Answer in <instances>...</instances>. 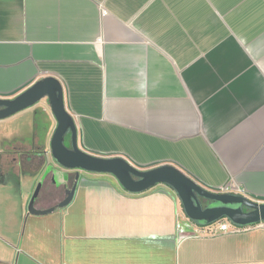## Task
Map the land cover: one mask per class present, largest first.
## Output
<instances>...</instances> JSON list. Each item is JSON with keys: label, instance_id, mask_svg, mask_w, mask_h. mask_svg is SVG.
<instances>
[{"label": "crops", "instance_id": "crops-1", "mask_svg": "<svg viewBox=\"0 0 264 264\" xmlns=\"http://www.w3.org/2000/svg\"><path fill=\"white\" fill-rule=\"evenodd\" d=\"M46 77L82 151L264 204V0H0V99ZM55 127L46 99L0 120V264H264V228L200 236L163 185L59 168ZM39 185L69 204L30 214Z\"/></svg>", "mask_w": 264, "mask_h": 264}, {"label": "water", "instance_id": "water-1", "mask_svg": "<svg viewBox=\"0 0 264 264\" xmlns=\"http://www.w3.org/2000/svg\"><path fill=\"white\" fill-rule=\"evenodd\" d=\"M43 99L47 100L56 121L50 140V153L59 168L111 175L129 194H140L163 185L174 192L184 216L197 227H207L222 219L238 228L252 227L264 222V204L239 193L209 191L173 165L140 170L122 157L103 158L82 151L78 146L76 123L65 108L62 85L55 78L41 79L14 99H0V120L31 108ZM39 190L40 185L28 205V212L33 215L58 212L71 200V193L66 191L67 197L64 201L50 209L38 211L34 208V202Z\"/></svg>", "mask_w": 264, "mask_h": 264}, {"label": "built area", "instance_id": "built-area-1", "mask_svg": "<svg viewBox=\"0 0 264 264\" xmlns=\"http://www.w3.org/2000/svg\"><path fill=\"white\" fill-rule=\"evenodd\" d=\"M209 191L216 192V193H239L240 194V190L234 185H225V186L219 187L217 189H212ZM193 227L195 228L196 234L200 236H205V237H212V236H215L217 233L238 234V233L250 230L252 228H257V227L264 228V222L258 225L252 226V227L238 228L236 226H233L226 219H222L207 227H197L194 225ZM186 236H190V235H183V234L181 235L182 238Z\"/></svg>", "mask_w": 264, "mask_h": 264}, {"label": "flooded vegetation", "instance_id": "flooded-vegetation-1", "mask_svg": "<svg viewBox=\"0 0 264 264\" xmlns=\"http://www.w3.org/2000/svg\"><path fill=\"white\" fill-rule=\"evenodd\" d=\"M66 141H67V143H68V138H67V140H66Z\"/></svg>", "mask_w": 264, "mask_h": 264}, {"label": "rangeland", "instance_id": "rangeland-1", "mask_svg": "<svg viewBox=\"0 0 264 264\" xmlns=\"http://www.w3.org/2000/svg\"><path fill=\"white\" fill-rule=\"evenodd\" d=\"M191 225H193L191 222H189Z\"/></svg>", "mask_w": 264, "mask_h": 264}, {"label": "trees", "instance_id": "trees-1", "mask_svg": "<svg viewBox=\"0 0 264 264\" xmlns=\"http://www.w3.org/2000/svg\"><path fill=\"white\" fill-rule=\"evenodd\" d=\"M66 143H67V141H66Z\"/></svg>", "mask_w": 264, "mask_h": 264}]
</instances>
